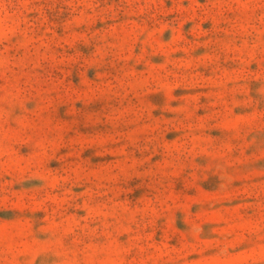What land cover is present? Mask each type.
<instances>
[{
	"label": "rangeland",
	"instance_id": "1",
	"mask_svg": "<svg viewBox=\"0 0 264 264\" xmlns=\"http://www.w3.org/2000/svg\"><path fill=\"white\" fill-rule=\"evenodd\" d=\"M0 264H264V0H0Z\"/></svg>",
	"mask_w": 264,
	"mask_h": 264
}]
</instances>
